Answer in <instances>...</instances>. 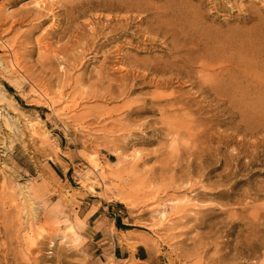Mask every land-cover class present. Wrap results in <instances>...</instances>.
<instances>
[{
	"label": "rangeland",
	"instance_id": "obj_1",
	"mask_svg": "<svg viewBox=\"0 0 264 264\" xmlns=\"http://www.w3.org/2000/svg\"><path fill=\"white\" fill-rule=\"evenodd\" d=\"M115 1L146 0H0V264H264V0H186L201 39L243 65L244 107L259 98L258 118L226 104V124L215 113L208 128L168 111L163 97L197 95L182 75L119 88L116 46L147 62L166 52L137 18L108 41L123 29L106 19L137 16ZM245 124L262 128L236 133ZM89 203L106 218L87 223Z\"/></svg>",
	"mask_w": 264,
	"mask_h": 264
},
{
	"label": "bare ground",
	"instance_id": "obj_2",
	"mask_svg": "<svg viewBox=\"0 0 264 264\" xmlns=\"http://www.w3.org/2000/svg\"><path fill=\"white\" fill-rule=\"evenodd\" d=\"M40 4V3H39ZM115 9L118 11H124L125 13H136L137 16L131 18L128 15L125 16H113L106 19V24L110 25L111 33L117 31L114 29V25L119 29H123L116 35L107 39L108 41H116L122 36H128L126 27L131 25V22L137 18L135 23H138V32L142 33L143 41L147 44L154 45L156 43L161 47L159 50L165 49V54L161 58L152 59L147 61H140L136 58H131L128 54L121 55L119 47L116 46V52L120 55L115 59L114 63L117 66L116 70L122 74L119 88L122 91L126 89L127 78L142 77L146 78L152 74H169V78L165 80H152L150 82L154 86H168L172 81L171 77H178L182 75L186 77L193 88L196 91L193 93L196 96L176 95L172 93L166 97L165 101L169 102L168 111L188 109L189 114L187 120L192 123H197L208 128V124L213 123L216 119L215 113H221L223 116V122L226 124L228 120V107L226 104L236 108L240 115L251 116L252 118H258V102L259 98L256 97L257 93H254L252 97V106L247 109L245 105L246 96L250 93L243 91V84L241 81L243 75L239 71H244L243 65L240 64L235 68L231 67L229 62L222 61L223 57L216 54L217 49L211 48V44L207 42L209 39H201L206 35L205 31L198 28L199 13L193 10L192 5L186 0H150L141 1L136 4H124L122 2L115 1ZM39 8H42L41 4ZM114 24L111 26V24ZM124 22V24H118ZM141 25L143 28L141 29ZM153 35V36H151ZM95 39V38H94ZM92 39V40H94ZM130 46V43L127 42ZM165 45V46H162ZM141 70V71H140ZM99 79L102 78L98 75ZM105 79L109 78V74L104 73ZM192 79V81H191ZM161 96H154L150 101L151 103L161 100ZM196 97H200L196 100ZM126 108L130 109L129 106ZM257 109V110H255ZM192 114L197 117L192 116ZM232 114H238L232 112ZM259 125L249 124L238 125L235 129L236 133L244 131V134L254 136L260 131ZM223 138H228V135H224ZM225 145L226 142L225 141ZM242 144V138L237 141ZM96 157L94 155L89 156V163L93 165L94 170H99L96 164ZM101 173V171L99 172ZM98 176V175H97ZM120 202L124 203V200L128 199V196L124 193L118 195ZM76 220L83 223L79 218ZM67 231H70L75 235V231L72 226L66 227ZM110 264V263H108Z\"/></svg>",
	"mask_w": 264,
	"mask_h": 264
},
{
	"label": "crops",
	"instance_id": "obj_3",
	"mask_svg": "<svg viewBox=\"0 0 264 264\" xmlns=\"http://www.w3.org/2000/svg\"><path fill=\"white\" fill-rule=\"evenodd\" d=\"M90 206L91 205L89 203L87 209L84 211L87 217V223H91V221L95 222L98 221L99 219L102 220L106 218L105 209L107 208V206L105 207L100 203L99 207H96L91 213H89ZM113 255L114 257H121V258L130 257V251L124 246L115 245L113 248ZM147 255H148L147 251L140 245L136 246L134 249V253H132V256L135 259H139V260H145Z\"/></svg>",
	"mask_w": 264,
	"mask_h": 264
}]
</instances>
